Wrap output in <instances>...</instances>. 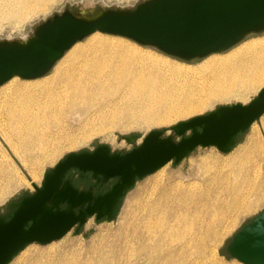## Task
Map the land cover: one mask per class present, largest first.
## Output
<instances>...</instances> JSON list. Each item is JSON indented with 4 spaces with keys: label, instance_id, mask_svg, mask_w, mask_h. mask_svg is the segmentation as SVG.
I'll return each mask as SVG.
<instances>
[{
    "label": "water",
    "instance_id": "water-1",
    "mask_svg": "<svg viewBox=\"0 0 264 264\" xmlns=\"http://www.w3.org/2000/svg\"><path fill=\"white\" fill-rule=\"evenodd\" d=\"M95 32L122 36L184 61L225 52L251 34L264 32V0H143L131 8H106L92 13L65 9L35 27L32 36L0 40V86L13 77L46 75L77 42ZM40 64L38 71L26 70ZM220 105L207 114L171 126L173 135L150 131L125 153L101 144L94 150L68 153L44 176L35 191L9 204L0 214V264L31 243L62 238L89 218L111 220L119 203L138 179L167 163H179L198 147L232 150L239 134L264 115V101ZM251 105V106H250ZM136 134L124 136L134 141ZM71 170L90 174L96 183L116 182L105 192L80 189L67 178ZM226 252L244 264H264V210L238 230Z\"/></svg>",
    "mask_w": 264,
    "mask_h": 264
},
{
    "label": "rangeland",
    "instance_id": "rangeland-1",
    "mask_svg": "<svg viewBox=\"0 0 264 264\" xmlns=\"http://www.w3.org/2000/svg\"><path fill=\"white\" fill-rule=\"evenodd\" d=\"M141 1L143 0L49 1L43 12L32 15L25 20L17 21L14 18L0 15V40H19L32 36L35 27L38 24L56 13H61L65 9H71L75 13L81 12L82 9H85V13L89 14L106 8H131ZM97 35L123 41L127 45H130V47L134 46V48L140 50L143 55L150 52V54L157 57L160 56V58L164 57V59H167L170 62L178 63L186 67L190 66L192 68H187L193 71L192 74H189V77L191 78H193V76L195 78L198 76V74L196 76L194 71L199 69L206 61L211 59L212 56L215 57L218 56V54L220 56L224 54L226 55L235 47L234 46L222 53H215L216 55L211 54L209 55L210 57L207 56L205 58L184 61L169 56L154 47L143 46L128 38L102 32H95L89 35L83 40L77 42L75 44L76 46L74 45L73 47L75 49L86 47L90 44L93 37ZM258 37H264V32L260 34H251L242 42ZM73 47L70 50H74ZM70 50L65 53L67 56L64 55L46 75L35 79H23L16 76L1 85L0 116L4 112L3 100L11 95L16 83L32 85L48 80L54 75L55 71L60 67L65 58L70 56ZM263 87L264 84L259 88L252 89L245 97L232 96L225 99H213L206 108L184 117L174 119L169 123H149L145 114L139 109L140 104L131 105L132 110L122 101L117 102L116 104L110 103L102 107L77 109L68 112V114H62L54 122H51L49 126L45 128L46 145H33L27 151L28 154L27 152L21 153L22 159L20 156L16 155V152H14L6 142L0 139V145L9 158L5 160L6 157L1 156L0 154V190L2 188H7L9 182H11L10 184H13L8 193H6V195L0 200V214L10 213L11 209L9 204L12 201L20 200L23 196L33 193L35 191L33 183L41 186L45 174L68 153L83 150L92 151L101 144L109 145L113 152L125 153L137 147L145 136L155 129L163 130L165 136L173 135L175 139L178 140L179 137L171 130V126L191 117L207 114L220 105H231L235 103L246 104L252 100ZM131 111H133V114H130ZM134 113L139 115L137 118L140 121L135 118L136 115ZM131 115L135 116L133 117ZM131 117H133L134 121ZM137 120L138 122H136ZM116 123L117 126L115 125ZM131 134L137 135V138L134 141H127L124 139V136ZM256 135L258 136L257 139L261 146L257 148L252 145L254 142H252V140H254ZM52 154H54L53 157H51ZM246 157L249 160H247ZM23 158H26L28 166L22 161ZM32 165H35L33 166L34 168ZM31 168L35 169L37 174L35 180H32L28 174ZM16 170L19 172V175L27 178L29 182L31 181V184L17 186V180L20 176L17 175L18 173ZM11 171L12 173H9ZM246 171L247 173H245ZM231 173L233 174L231 175ZM227 176L229 180H227ZM67 178H69L78 188H93L96 193L107 191L112 184L116 182V179H111L102 185H98L89 173L81 176L78 170H71L68 173ZM235 180H237V183L243 188L242 191L247 196V201L249 202L253 200L251 201L253 202L252 209L234 212L227 211L225 214V216H227V223L225 222L224 225H222L220 237L217 241L206 242L207 246L201 248L199 253L194 248L192 252H189L187 255L185 264H244L238 259L228 255L226 252V246L238 230L264 210V115L254 122L246 132L239 134L237 142L230 152L223 153L214 146L196 148L181 162L175 163L174 161H171L155 173L142 179H138L136 184L128 190L119 203L111 220H107L106 218L98 220L95 217H91L83 226L72 228L67 234L58 240L47 244L31 243L27 245L9 264H34L35 262L48 264H100V262H102L101 264H166L167 257H162L159 261H156L154 258L156 256L155 253L152 258L150 247L156 244H162V247L164 248L163 254H166L167 248L172 247L173 250L176 251V259L179 258L177 250H179L181 244L176 242L173 244L168 237H165L166 239L164 240L166 241H160V237L162 233L166 231L167 226L164 225V227L154 224V221L163 216L167 218L166 220H169V214L166 212L167 207L170 206L168 197L172 196V198L175 199L174 201L179 200L178 192L184 190L188 194L186 201L187 208H185L192 211L194 210L195 205L202 200L199 195L204 193L207 195L206 198L210 197L209 202H212L211 199L213 194L223 192L224 195L226 194L225 196H222L225 204L227 203L226 201L230 200V194L227 192L229 191V184ZM231 215L233 216V219L231 218ZM206 219H209V217ZM178 262L179 260L177 261V264Z\"/></svg>",
    "mask_w": 264,
    "mask_h": 264
},
{
    "label": "bare ground",
    "instance_id": "bare-ground-1",
    "mask_svg": "<svg viewBox=\"0 0 264 264\" xmlns=\"http://www.w3.org/2000/svg\"><path fill=\"white\" fill-rule=\"evenodd\" d=\"M49 1L53 0H0V15L17 21L25 20L43 12ZM81 13H85V9H82ZM125 44L123 41L97 35L88 46L76 49L73 47L74 50L69 51L70 56L65 58L48 80L32 85L16 83L11 95L3 100L4 112L0 116V139L22 159V152L26 153L35 144L41 146L45 144V128L51 122L62 114H68L77 109L102 107L122 101L130 108L133 104H140L139 109L145 114L149 123H169L206 108L213 99L245 97L252 89L264 84V37L241 42L226 55L212 56L199 69H194L198 78L189 77V74L193 73L187 68L190 66L170 62L150 52L143 55L134 46ZM132 112L130 114H133ZM137 116L139 117L136 115L135 118ZM133 117H131L132 120ZM115 125L117 126V123ZM257 137L256 135L252 140L254 141L252 145L256 148L261 147ZM56 153L58 154L57 150ZM0 154L6 157L5 160L9 159L1 145ZM22 161L26 163L27 160L23 158ZM16 172L20 176L17 186L31 184V181L19 175L17 170ZM28 174L32 180L37 177L35 169L31 168ZM228 176L227 180H229ZM10 183L7 188L0 190V200L11 189L13 184ZM242 189L237 180L230 183L227 192L231 196L229 195L230 200L225 204L222 196L226 194L224 195L223 192L213 194L212 202H209L210 197L206 198L207 195L203 193L199 195L202 200L192 211L186 209L188 194L184 190L178 192L179 200L174 201L172 196L168 197L170 206L167 207L166 212L169 214V220L163 216L154 221V224L167 226L160 241L168 237L173 244L175 242L181 244L177 250L179 258L176 259V251L172 247L167 248L166 254H163L162 244L150 247L152 258L156 253L154 257L156 261L167 257L166 264H177L178 260V264H185L187 255L194 248L199 253L201 248L207 246L206 242L217 241L222 225L227 223V216H225L227 211L252 209L251 201L253 200L248 202ZM207 216L209 219H206ZM34 264L48 263L35 262Z\"/></svg>",
    "mask_w": 264,
    "mask_h": 264
},
{
    "label": "snow or ice",
    "instance_id": "snow-or-ice-1",
    "mask_svg": "<svg viewBox=\"0 0 264 264\" xmlns=\"http://www.w3.org/2000/svg\"><path fill=\"white\" fill-rule=\"evenodd\" d=\"M41 68L40 64H36L33 65L32 67H30L29 69L26 70H31V71H38ZM261 101H264V92H261L251 103V105H253L254 103H259ZM250 105V106H251ZM261 110H264V107L261 108Z\"/></svg>",
    "mask_w": 264,
    "mask_h": 264
},
{
    "label": "flooded vegetation",
    "instance_id": "flooded-vegetation-1",
    "mask_svg": "<svg viewBox=\"0 0 264 264\" xmlns=\"http://www.w3.org/2000/svg\"><path fill=\"white\" fill-rule=\"evenodd\" d=\"M81 175V174H80ZM82 176V175H81ZM96 182V181H95ZM98 185H102V184H100V183H97ZM89 189H93V188H89ZM93 191H94V189H93ZM94 194L95 195H97V194H99V193H96L95 191H94ZM11 212H12V210H11Z\"/></svg>",
    "mask_w": 264,
    "mask_h": 264
}]
</instances>
